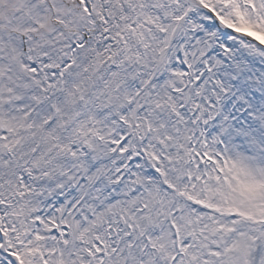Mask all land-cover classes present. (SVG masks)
<instances>
[{"label":"snow or ice","instance_id":"1","mask_svg":"<svg viewBox=\"0 0 264 264\" xmlns=\"http://www.w3.org/2000/svg\"><path fill=\"white\" fill-rule=\"evenodd\" d=\"M0 264H264V0H0Z\"/></svg>","mask_w":264,"mask_h":264}]
</instances>
